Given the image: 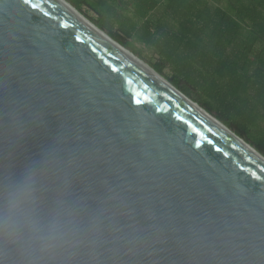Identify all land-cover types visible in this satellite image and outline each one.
<instances>
[{"label": "water", "instance_id": "95a60500", "mask_svg": "<svg viewBox=\"0 0 264 264\" xmlns=\"http://www.w3.org/2000/svg\"><path fill=\"white\" fill-rule=\"evenodd\" d=\"M26 169L77 226L57 264H264V155L67 0H0V178Z\"/></svg>", "mask_w": 264, "mask_h": 264}, {"label": "trees", "instance_id": "16d2710c", "mask_svg": "<svg viewBox=\"0 0 264 264\" xmlns=\"http://www.w3.org/2000/svg\"><path fill=\"white\" fill-rule=\"evenodd\" d=\"M67 1L264 155V0Z\"/></svg>", "mask_w": 264, "mask_h": 264}, {"label": "clouds", "instance_id": "9594fccd", "mask_svg": "<svg viewBox=\"0 0 264 264\" xmlns=\"http://www.w3.org/2000/svg\"><path fill=\"white\" fill-rule=\"evenodd\" d=\"M40 193L32 169L0 178V250L15 249L20 264H57L76 243L75 222L58 206L45 210Z\"/></svg>", "mask_w": 264, "mask_h": 264}, {"label": "rangeland", "instance_id": "374dc122", "mask_svg": "<svg viewBox=\"0 0 264 264\" xmlns=\"http://www.w3.org/2000/svg\"><path fill=\"white\" fill-rule=\"evenodd\" d=\"M127 0H122L123 3H125ZM91 15H95L92 11L90 12ZM127 15L129 14L130 16L132 15V10H129V12L126 13ZM142 34H145V30H141ZM132 43V47H134L135 51H138L141 53V58L145 59L147 61V59H154L159 60V55L157 53H153L152 51V46L148 45L147 43H143V42H137L136 40H131ZM154 57V58H153ZM168 73H171L170 71H167Z\"/></svg>", "mask_w": 264, "mask_h": 264}, {"label": "snow or ice", "instance_id": "6c2138e0", "mask_svg": "<svg viewBox=\"0 0 264 264\" xmlns=\"http://www.w3.org/2000/svg\"><path fill=\"white\" fill-rule=\"evenodd\" d=\"M32 6H33L34 8L36 7V5H35V4H33Z\"/></svg>", "mask_w": 264, "mask_h": 264}]
</instances>
